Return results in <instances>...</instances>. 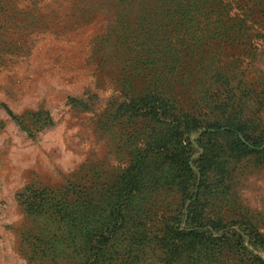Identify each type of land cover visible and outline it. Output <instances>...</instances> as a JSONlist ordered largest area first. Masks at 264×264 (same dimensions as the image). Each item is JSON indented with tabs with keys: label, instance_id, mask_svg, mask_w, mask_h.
<instances>
[{
	"label": "rangeland",
	"instance_id": "rangeland-1",
	"mask_svg": "<svg viewBox=\"0 0 264 264\" xmlns=\"http://www.w3.org/2000/svg\"><path fill=\"white\" fill-rule=\"evenodd\" d=\"M168 5L0 0V264H91L93 225L132 177L104 264H169L162 241L194 199L246 247L198 264L264 261V0L184 1L187 33L158 24ZM183 114L199 131L176 132ZM226 127L251 150L196 141Z\"/></svg>",
	"mask_w": 264,
	"mask_h": 264
},
{
	"label": "trees",
	"instance_id": "trees-1",
	"mask_svg": "<svg viewBox=\"0 0 264 264\" xmlns=\"http://www.w3.org/2000/svg\"><path fill=\"white\" fill-rule=\"evenodd\" d=\"M184 1L189 2L190 0H168L169 5L166 7L167 13L164 16L159 15V17H157L158 24L162 23V21H166L164 26L170 28L172 25V27H174V33H187L192 29L193 26L191 25V21L195 20V18L192 12H190V9L183 5ZM160 13H162V10H160L158 14ZM199 18H201V14ZM201 24L202 21L197 20L194 27L199 29ZM167 44L172 45L171 48L177 45L180 48L183 46V41L176 38L174 43L173 41H168ZM174 123L176 124V132H179V135L196 132L201 128L200 121L190 117L188 114L181 115L179 120L175 119ZM230 129L232 131H228ZM227 132L230 133L226 136ZM239 133L243 134V131L241 133L238 127H226L221 132H208L205 130L200 133L196 141L201 144L203 138L212 139L214 141L219 137L225 136L230 138L233 135L236 136V141L231 145L232 148L238 151L251 150V146H246L239 142ZM173 138L176 139L174 135L172 136V139ZM245 139L248 141L247 137ZM202 146L204 147L203 143ZM182 152V149L178 147L176 150L166 151L165 156L171 163H177L175 158H178ZM205 154L206 150L204 148L203 155ZM179 165L182 167V180H186V169H188V166L186 162H182ZM138 197L137 182H135L134 177H132L128 180L126 189L123 190L119 196L113 197V203L109 205V213L105 220L101 222L96 221L94 223L91 231L94 235L93 237L90 236L87 242L90 247L89 258L91 264L95 262L104 264L107 261L106 257L108 253L104 246L115 232L123 228V222L130 213V207L133 201ZM186 197L187 199L192 198V196ZM195 202L196 200L194 199L192 203H188L186 208H184L183 211H179L171 220L173 225L168 228V238L162 241L165 260L169 264H198L202 260L219 256L225 252L234 251L238 254L245 253L246 247L244 246L242 237L237 233L225 231L221 235L216 236L212 231H218V226L212 225L210 229H206L205 226L207 224L200 219L199 211L194 208ZM179 215H181V218H179ZM210 253L212 255L209 256ZM86 263H88V259ZM252 264H264V261L259 259V263H256L252 260Z\"/></svg>",
	"mask_w": 264,
	"mask_h": 264
}]
</instances>
